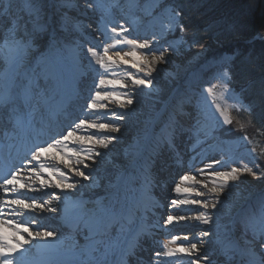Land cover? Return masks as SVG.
Wrapping results in <instances>:
<instances>
[{
  "label": "snow or ice",
  "instance_id": "snow-or-ice-1",
  "mask_svg": "<svg viewBox=\"0 0 264 264\" xmlns=\"http://www.w3.org/2000/svg\"><path fill=\"white\" fill-rule=\"evenodd\" d=\"M91 0H0V117L7 115L9 120H20V114L28 107L50 106L55 94V84L59 80L64 53L72 46L73 37L80 33L96 32L100 29L95 26L91 19L85 23L82 17L89 15L94 10ZM164 7L154 2L148 6ZM254 7L253 4L248 5ZM145 10H148L147 8ZM168 19V27L165 31H179L181 36L178 40L168 42V46L159 54L153 50L155 41L148 39L129 38L125 35L129 30L123 25L111 27L115 44L112 48H103L102 54L93 47H88L87 52L98 57L96 63L101 68L119 67L121 65L135 70V74L129 72L128 78L134 88L151 87L153 80L152 72L156 70L157 63H166L165 51H178L185 46L195 47L197 40L185 39L183 33L186 25L176 24V18H183L182 6L177 4L171 9ZM244 25L239 17H224L210 25L204 30L201 39L206 42L200 45L197 58L203 69L215 68L231 71L232 65L238 56L236 46L233 42V34L242 31ZM253 40H264V35L256 34ZM126 46L128 50L121 47ZM231 53V55H229ZM145 78H141L140 74ZM101 85L118 86L127 90L128 84L118 79L105 80L101 78ZM259 95L264 100V79L259 82ZM119 98L114 94L101 93L97 91L98 99ZM125 97L120 103L122 110H127L134 105V98L124 91ZM190 97L177 92L172 98L170 105L165 110L164 126L159 128L158 121L161 117L149 118L141 129V137L129 145L125 155L127 160L122 165H115L116 171L109 177L105 184L98 180L92 182L89 187L99 189L87 199H78L73 207L76 215L73 218L74 227L78 237L82 240L85 252H96L102 257L116 252L118 260L114 264H145L141 258L144 251L142 240L149 235L147 229L138 227L135 234L129 239L127 233L132 230L138 213L142 208L141 201L137 198L138 191L146 190L152 183L149 172V163L145 161V146L153 147L152 161L160 154V149L165 146L174 147V140L184 136L191 131L189 121L191 113L187 111ZM89 108L97 105L90 103ZM104 108V105H99ZM251 113L252 105H242ZM117 120H125L123 114L111 113ZM225 123L231 121L225 118ZM81 120L77 129L84 125ZM88 129H110L111 132H119V126L107 122L96 124L89 123ZM159 128V130H158ZM74 136L69 131L63 136V141H69ZM115 136H97L93 133L75 135L73 145H82L85 140L93 146L107 148L109 143L115 140ZM244 139H247L245 136ZM57 140L46 146L37 147L32 154V161L39 167L33 165L29 168V174L21 179L17 172H13L0 184V264H64L60 259V251L52 241L59 239V234L52 230L40 227V221L31 219L26 221L20 219L28 213L39 215L42 212L56 213L58 206L52 204V200L62 202L66 199L64 195H58L53 189L60 193L76 192L80 188L79 181H91L92 177L83 169L89 168L91 162L101 156L100 151L89 149L87 153H81L77 147L63 145V154L60 157H44L57 161L56 166H48L41 163L45 153L55 149L60 151L56 145ZM254 151V150H253ZM213 161V164H219ZM59 165H63L64 171ZM211 168V165L207 166ZM201 174L210 178L212 187H208L203 181L198 180L195 175L185 174L182 181L191 182L181 188L176 185V193L187 194L184 199H172L171 205H191L202 207L205 211L195 216V221L204 225L213 222L210 215L211 210H216L221 203V194L231 182H235L244 173L255 176L252 168L246 164L242 167H231L230 170H215ZM69 173L71 175H69ZM47 177V178H46ZM216 181L222 183L217 187ZM197 186L208 188V192L215 194V202L209 203L201 199L205 195ZM23 192L47 193L48 200H38L36 197H25ZM185 216L167 215L165 223L185 221ZM217 232L209 231L199 233L200 240L192 242L187 235L183 237L187 243H178L175 247L164 246L163 251L155 252V259H150L149 264H158L161 257L173 258L178 254L189 257L188 264H211L208 255H204L201 244L204 237L216 236L217 249L222 257L220 264H264V192L254 201L249 203L244 198L228 221L221 224L216 223ZM9 234H5V233ZM24 233L28 239H25ZM175 243L178 237H172ZM33 242H36L34 245ZM36 249L34 252L33 249ZM41 259L37 261L36 257ZM88 264H108V261L95 259Z\"/></svg>",
  "mask_w": 264,
  "mask_h": 264
},
{
  "label": "rangeland",
  "instance_id": "rangeland-1",
  "mask_svg": "<svg viewBox=\"0 0 264 264\" xmlns=\"http://www.w3.org/2000/svg\"><path fill=\"white\" fill-rule=\"evenodd\" d=\"M91 2L97 6L94 10L90 11L88 16L82 17V19L85 20V23L91 19L95 22V26L100 30L96 32L80 33L73 37L72 46L64 53L59 80L65 76L67 70H78L76 63L84 65L87 63V60L91 61V67L87 66L86 69H81L85 73L88 72L89 77L85 80L86 82L82 81L84 86L81 87L79 85V89L77 90L78 93L81 94V97L79 98L80 105L82 108H89L88 105L90 103L97 106H99V104H103L104 106L111 108V105L115 104L113 100L116 101L117 99H113L111 95H109L108 99H98L95 96V93L99 91L101 96L105 93H114L119 99H121L125 98L121 95L124 90L111 87L105 88V85H99L98 82H95V78H100V80L101 78H104L105 80L118 79L120 81H128L130 80L128 78L129 72L135 74V70L123 65L119 67L113 66L111 69L108 68L105 70V68H101L100 65L96 63L98 57L91 56L87 52V48L93 47L100 54H102L103 48L105 47L111 49L112 45L115 44L113 33L110 30L113 26L120 27L123 25V27L129 30L125 34L129 38L154 40L155 43L153 50L156 51L157 54H159L162 49L167 48L168 42L178 40L181 33L178 30L168 32L165 31L166 27L169 26L168 19L172 14L171 9L174 8L168 0H155L156 3L164 5V7L151 8L148 6L151 5L154 0H91ZM146 8L148 10H145ZM183 18L177 17L176 24L183 23L186 25V31L183 35L185 39L191 41L193 40V34L189 31L188 24L185 23ZM239 41L244 40L233 39L234 43H238ZM120 47L123 48V50H128L126 46ZM199 49L200 45L198 42L195 47L192 48L185 46L183 49L178 51H165V57L172 56L179 58L181 64L177 66L178 71L175 72V74H171L166 70L164 66L170 67L168 59L166 63H157L155 66L156 70L153 71L151 77H149L153 80V84L151 87H143L144 89L141 92L142 97L140 99L147 102V117H152L155 115H163L165 110L170 105L172 98L178 91L190 97V103L188 104L186 110L191 113V120L188 122L191 131L187 133L185 138H181V140H184L182 143L184 144V147L188 146L190 147V150L186 154L183 153V151L180 153L183 158L182 160L184 166V168L178 173L181 177L185 174H192L195 175V177H199L198 175H201L200 170L204 169L201 163H206L208 160H211L212 162H220L219 164H216L219 165L217 168L212 167L208 171H211L212 169L230 170L231 167H242L246 164L248 167L252 168L253 172L256 174L253 176L248 173H244L237 181L231 182L225 189L224 193L228 194L230 200L228 203L225 201L223 202L220 197L221 203L218 205L223 208L224 213H222L220 217L214 218V223H210V225H213L215 230H217V221L221 224L228 221L229 217L233 214L230 213V210L227 209V207L235 204V202H238L242 193L244 194L245 192H250L249 195H247V198L249 203H251L262 192H264V178L260 177L261 175L257 171L260 166L264 167V141L262 140V134L257 130H253L254 124H252V119H250L249 111L242 107L244 104L238 97L233 87H231V81L226 70L218 72L215 68L203 69L197 58ZM140 77L145 78L142 73L140 74ZM55 86H57V84H55ZM82 93L84 94L83 96ZM89 109L91 110V108ZM112 112L113 110H100L98 113H95L94 117L89 118H84V115L78 113L75 115L74 119L68 122L67 125L63 126L60 132H58V135H66L69 130H75V126L79 125L81 120H84L85 123L89 121L92 124L107 122L111 125L120 126L119 121H116V119L111 116ZM34 116L35 113L33 112L32 107H28L20 114V123H30L34 121ZM226 117L231 121V124L225 123ZM87 133L88 132L78 133L76 130L74 132V136ZM89 133H93L101 137L115 136L110 129H90ZM245 136L247 139H244ZM115 137L116 139L109 143L108 146L112 144L116 145L114 142L126 138L124 136L123 138L117 136ZM98 147L99 145H95L91 148H94L95 152ZM181 149L183 150V148ZM106 150L107 149L105 148L99 147L98 151H100L102 155L96 159L101 158L104 161L114 160L113 162H116L115 159L110 158L109 152L106 153ZM122 157L127 158L124 154ZM120 163L121 162H116V164ZM91 167H93L92 164ZM263 169L261 172L264 174ZM204 171L208 172L205 169ZM87 173L92 177L91 181H87L89 186L92 182L96 181L95 179L98 178L97 175L99 171L95 169ZM156 173L159 174L157 179H159L160 182H162L163 178H166L161 172H158V170ZM221 183V181H217L216 186L218 187ZM159 185L160 183H156V181L154 182L152 180L151 185L146 190L138 191L136 193L137 198L141 202L144 200L147 201L148 199L150 201L151 199H158L160 203L162 200L163 203H161L165 206H168L172 199L187 198L184 193H176L174 191L175 187L164 190L160 189ZM185 186L187 185L182 184L180 187L183 188ZM36 198L38 200H48L50 197L46 194L41 198L40 196ZM78 199L79 198H74L71 200H64L62 202L52 200V202L54 205L62 203L70 209L76 210L73 207V204ZM202 199L207 200L210 204L215 202V196L210 198L203 197ZM184 206L185 205H173L175 209H179ZM156 212L161 211L154 207L152 209H148L147 215H150L149 217L151 218V215H155ZM199 213L201 212L191 211L190 213L185 214L188 219L184 224L188 228V231L181 232L183 235L194 236L193 242H198L200 240L199 233L203 231H209L214 234L213 227L206 228V225L192 219ZM53 217L55 218L50 219L51 221L47 223L43 229L46 228L47 230H52L59 234V239L54 242V245L62 246L70 244L75 239L79 238L74 227V223L60 224L58 221V218L60 217H56L55 215H53ZM146 219L145 214L138 213V216L132 225V230H136L140 223L144 222ZM150 231H156V229L150 228ZM149 233L154 246L143 257L145 264H149L148 260L155 259V251H163L165 245L173 247L169 243H164L161 239L157 240L155 232ZM173 235L174 233L171 232L170 235H167V238L171 239ZM83 243L84 242L82 241L80 244L81 247L74 251L72 257L78 256L84 258V255H89L91 258H88V261L106 259V257L100 256L99 253L85 252L83 249ZM217 253L218 255L214 259L221 261L222 257L219 252ZM207 255L210 257L212 254ZM189 259L190 258L183 254H178L172 259L161 257L159 262H161V264H188ZM71 262L72 264H79L78 259H75V261L72 260ZM213 262L214 260L211 261V264Z\"/></svg>",
  "mask_w": 264,
  "mask_h": 264
},
{
  "label": "bare ground",
  "instance_id": "bare-ground-1",
  "mask_svg": "<svg viewBox=\"0 0 264 264\" xmlns=\"http://www.w3.org/2000/svg\"><path fill=\"white\" fill-rule=\"evenodd\" d=\"M259 34L264 35V31L260 32ZM237 44V43H234ZM113 46V45H112ZM120 47V46H117ZM127 50V49H125ZM168 61H169V65L168 66H164L166 68V70L171 73V74H175V72L178 71L177 66H179L181 64V62L179 61V58H175V57H170V56H166ZM76 66L78 67V70L76 71H69L67 70L65 76H63V78L61 80H58L56 82L57 86H55V96L54 99L51 103L50 106H40V107H32L33 112L35 113V121L29 124L24 123V125H22L21 123L17 122L12 124V128L16 127L17 129H31L33 130V132L38 133V134H43L44 139H46V137H48V135H52L57 133L59 130H61L64 126L67 124V122L71 119H73V117H75V115H77L78 113H81L82 115H84V118H89V117H94L95 113L99 112L100 110L103 111H111L113 110V112H115L116 114H123L126 116V119L121 121H119V128L121 129L119 132H113L115 136L117 137H121L123 138L126 137L123 140H118L117 142H114L116 145H110L108 146V148H106V153L109 152V156L112 159H115L116 162H121L120 164H116V162H113L114 160H103L101 158L96 159V162H91L89 161V168L87 169H83L85 172H90L91 170H98L99 173L97 175L98 178H96L95 180L99 181L102 185L105 184L107 182V180L109 179V177L116 171V168L114 167L115 165H122L127 158L122 157L123 154L125 155L126 149H128L129 145L132 144L135 139H137L138 137H141V129L143 128L144 124L146 121H148V119L151 116L147 117V110H146V105L147 102L145 100H141L140 98L142 97L141 92L143 91V87L142 88H134V86L131 83V80L125 81V80H121L124 83L128 84V89L124 90L127 91L133 98H134V105L130 106L129 109L127 110H122L120 108V103L123 102V100L125 98H121L118 100H113L115 104L111 105V108H108L106 106H104V108H100L99 106H97L96 108L91 110L89 108H81V105L79 104V98L81 97V94L78 93V89H79V85L81 87L84 86V82H86L85 80L87 79V77H89L88 72L85 73L83 72L81 69H86L87 66L91 67V61L87 60V63L84 65H81L80 63H76ZM111 69V68H110ZM81 71V72H80ZM83 72V73H82ZM81 73V74H80ZM83 74V75H82ZM84 78V80H83ZM95 82H98L99 85H101L99 83L100 78H95ZM105 88H119L118 86H111V85H105ZM120 89V88H119ZM84 94L82 93V96ZM122 95V94H121ZM119 95V96H121ZM123 96V95H122ZM100 105V104H99ZM91 112H90V111ZM90 112V113H89ZM94 112V113H93ZM161 117V119L158 121V125L159 128H163L164 126V116L163 115H159ZM157 117V115L152 116L151 118H155ZM117 121V119H116ZM11 125V120H9L7 118V115H4L3 117H0V129L4 128L7 125ZM91 123L86 122L84 125L80 126L79 129H77V126H75V130H69V131H73L75 132L77 130V132H81V133H85V132H90V129L87 128V125ZM158 128V130H159ZM68 131V132H69ZM12 133V131H10ZM14 132L11 134L13 136ZM67 135V134H66ZM187 134H185L184 136L178 137L174 140V147L172 148H168L167 146H165L163 149H160V154L155 157L154 162L152 161V152H153V147L151 145H146L145 146V152H144V157H145V161L147 163H149V167H150V175L152 180L156 183H160L159 188L160 189H164L167 190L168 188H174L176 187L177 184H179L180 186L182 184H186L188 185L191 182L188 181H182L181 180V176L178 175L179 171H181V169L184 168L183 166V158L182 155L180 154L182 151L183 153H188L190 150V147H184L183 141L181 140V138H185ZM9 136V134H8ZM63 136H65L64 134L62 135H57L54 137V139H52V141H50L49 143H53L54 141H61V143L59 145H56L57 148L60 149L59 152H57L55 149L50 150L48 153H45L44 156L42 157L41 163L48 165V166H56L57 161L55 160H51V159H45L44 157H51V156H57L60 157L63 154V145L64 143H67L69 146H74L77 147V149L83 154V153H87L89 151V149L91 147H93L91 145V143L87 142V140L84 141V143L82 145H73V140H74V136L69 138V141L64 142L63 141ZM179 145V146H178ZM89 147V148H88ZM183 148V150L181 149ZM93 149L94 152V148ZM97 150H99V147L97 148ZM118 152V153H117ZM126 156V155H125ZM32 161V160H31ZM113 162V163H112ZM91 164L93 165V167H91ZM33 165L39 167V165L37 164V162L33 161L32 165H30V167L26 168V169H22V172L18 173L17 175L21 178V179H25L28 174H29V168H31ZM201 165H203V168L205 170H210L212 167H218L219 165L213 164V162L211 160L206 161V163H201ZM211 165V168L207 167ZM60 168L64 171H67L66 169L63 168V165H59ZM153 169V170H152ZM158 170V172H161L163 174V176H165L166 178L162 179V182L159 181V179H157V177H159V174L156 173V171ZM69 175H71L69 173ZM199 177H196L198 180L203 181L205 184L208 185V187H212V184L210 183L211 179L214 178H210L207 175H198ZM47 178V177H46ZM73 179L79 181L80 184V188L78 191L76 192H67V193H60L59 190L53 189L54 191H56L58 193V195H64L66 196L65 200H71L74 198H89L93 195L94 192L99 191V189H92L88 186L87 181L82 180L81 178H76L73 177ZM217 182V181H216ZM201 191H203L205 193V195L203 197H213L215 196V194L209 193L208 192V188H203L200 186H197ZM250 192H245L244 194H241V198L239 199L238 202H235V204L230 205L227 207V209L230 210V213L234 215L237 206L241 203V201L247 197V195H249ZM47 193H33V192H23L21 193V195L25 196V197H33V196H40V198L43 195H46ZM0 195H2V193H0ZM187 196V194H184ZM201 197V199L203 198ZM221 200L224 202H229L230 197L228 196L227 193H223L221 194ZM163 201L161 200L160 203L158 201V199H151V201L148 199L147 201H142V208L140 210L139 213L145 214L146 216V220L144 222H141L140 225L138 227H144L146 228L149 232H155L156 236H157V240H162L164 243H169L170 245H172L173 247L177 246L178 243H187V241L183 240V237L185 235H183L181 232H185L188 231V228L185 226V222L187 221V219L185 221H179V222H173V224L168 225L165 223L167 215L172 214V215H181V216H185V214L190 213L191 211L193 212H203L205 211L202 207L199 206H184V207H180L179 209H175L173 207V205L171 206L170 204L168 206H165L164 204H162ZM53 204V202H52ZM58 205V211L56 213H52V212H42L39 215L34 214V213H28L23 217H19L20 219H24L26 221H30L31 219H33V217H35V219L40 221V227L43 229V227L46 226L47 223H49L53 217V215H55L56 217H60L58 218L59 223H63V224H67V223H74L72 220L74 218V216L76 215V210H72L70 209L68 206H66L65 204H56ZM158 208V210H160L161 212H156L155 215H151V218L149 217L150 215H147L148 213V209H152V208ZM224 213L223 208L220 207V205L217 206L216 210H211L210 211V215H212L213 217V223H214V218L220 217L221 214ZM186 217V216H185ZM149 218V220H148ZM188 218V217H186ZM184 224V225H183ZM206 228L209 227H213L212 225H206ZM150 228L156 229V231H150ZM45 230H47L45 228ZM148 232V233H149ZM174 233V235L172 237H178V240L174 243L171 239L167 238V235ZM217 232V230H215L214 228V234ZM5 234H9V233H5ZM135 234V230H131L130 232L127 233V238H131L133 235ZM181 234V235H180ZM24 237L25 239H28L27 234L24 233ZM189 239L193 242V238L194 236H188ZM56 241V240H55ZM55 241H52V243L54 244ZM203 244H201V248L203 249V253L204 255L207 254H212L209 258L210 260H214V262L212 264H220L219 260H215L214 258H216V256L218 255L217 251V245H216V236L213 235L211 237H204L203 238ZM82 243V240H80L79 238L75 239L72 243L70 244H65V245H54L61 253L60 255V259L64 262V264H72V260L75 261V259L79 260V264H88V258H91L89 255H84V258L81 257H72V254L74 253V251H76L77 249H79L81 246L80 244ZM33 244L35 245L36 242H33ZM142 244H143V253H142V259L145 256L146 253L149 252V250L151 248H153L154 243H152V240L150 238L149 235H146L145 238L142 240ZM33 251L35 252L36 249L34 248ZM156 252V251H155ZM215 256V257H214ZM189 258V257H188ZM37 261H39L41 259V257L37 256L36 257ZM172 259V258H171ZM106 260L108 261V264H114L115 261L118 260V255L116 254V252H112L110 253L107 257ZM170 260V259H169ZM150 261V260H148ZM158 264H161V262H158Z\"/></svg>",
  "mask_w": 264,
  "mask_h": 264
},
{
  "label": "trees",
  "instance_id": "trees-1",
  "mask_svg": "<svg viewBox=\"0 0 264 264\" xmlns=\"http://www.w3.org/2000/svg\"><path fill=\"white\" fill-rule=\"evenodd\" d=\"M171 6H182L185 23L193 34L192 39L199 45L206 41L201 39L204 30L216 21L233 16L239 17L243 22L242 31L235 32L233 39L250 40L256 34L264 31V0H168ZM254 7L249 8L248 5ZM236 46L238 56L232 65L231 71H226L235 90L244 105H252L249 112L254 131L262 134L264 141V100L259 95V82L264 79V41H239ZM231 55V53H229ZM264 146V144H263ZM264 151V149H263ZM263 166L257 170L260 177ZM264 170V169H263Z\"/></svg>",
  "mask_w": 264,
  "mask_h": 264
},
{
  "label": "water",
  "instance_id": "water-1",
  "mask_svg": "<svg viewBox=\"0 0 264 264\" xmlns=\"http://www.w3.org/2000/svg\"><path fill=\"white\" fill-rule=\"evenodd\" d=\"M250 40H253V37ZM250 40H246V41H243V42H246L247 43V42H250Z\"/></svg>",
  "mask_w": 264,
  "mask_h": 264
}]
</instances>
